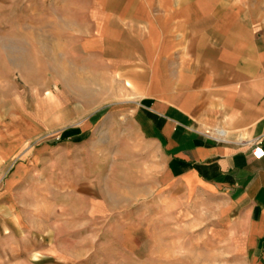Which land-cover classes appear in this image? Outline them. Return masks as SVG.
Segmentation results:
<instances>
[{
  "label": "rangeland",
  "instance_id": "1",
  "mask_svg": "<svg viewBox=\"0 0 264 264\" xmlns=\"http://www.w3.org/2000/svg\"><path fill=\"white\" fill-rule=\"evenodd\" d=\"M100 5L0 0V140L15 147L0 173V264H240L212 205L169 184L124 110L142 84L111 58L125 44L103 38ZM200 104L202 130L240 131Z\"/></svg>",
  "mask_w": 264,
  "mask_h": 264
},
{
  "label": "crops",
  "instance_id": "2",
  "mask_svg": "<svg viewBox=\"0 0 264 264\" xmlns=\"http://www.w3.org/2000/svg\"><path fill=\"white\" fill-rule=\"evenodd\" d=\"M100 3L103 38L125 44L111 58L142 84L124 110L162 157L167 181L212 205L216 233L240 264H264V156L252 154L264 150V0ZM201 99L227 110L240 131L218 141L202 130L190 111L210 110ZM9 141L0 140V173L15 151Z\"/></svg>",
  "mask_w": 264,
  "mask_h": 264
},
{
  "label": "built area",
  "instance_id": "3",
  "mask_svg": "<svg viewBox=\"0 0 264 264\" xmlns=\"http://www.w3.org/2000/svg\"><path fill=\"white\" fill-rule=\"evenodd\" d=\"M228 137H229L228 133H225L223 135H219L218 137H215V139L218 141H226V140H228ZM252 154L255 157L259 158L261 156H264V150H262L258 145H254V147L252 149Z\"/></svg>",
  "mask_w": 264,
  "mask_h": 264
},
{
  "label": "bare ground",
  "instance_id": "4",
  "mask_svg": "<svg viewBox=\"0 0 264 264\" xmlns=\"http://www.w3.org/2000/svg\"><path fill=\"white\" fill-rule=\"evenodd\" d=\"M216 133L218 134V135H223V134H225L226 133V131L225 130H223V129H216Z\"/></svg>",
  "mask_w": 264,
  "mask_h": 264
}]
</instances>
